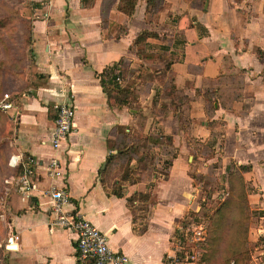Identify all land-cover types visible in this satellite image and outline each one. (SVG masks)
Wrapping results in <instances>:
<instances>
[{"label":"crops","instance_id":"0c3cea01","mask_svg":"<svg viewBox=\"0 0 264 264\" xmlns=\"http://www.w3.org/2000/svg\"><path fill=\"white\" fill-rule=\"evenodd\" d=\"M120 2L28 0L35 83L4 113L11 117L14 174L4 182L0 264H87L75 235L55 223L52 189L69 193L68 210L81 211L125 264H163L180 241L191 250L183 234L200 228L190 222L202 210L191 174L214 173L217 163L227 172L232 162L251 167L244 179L256 222L253 264H264V0H139L131 17ZM145 31L151 36L133 52ZM122 59L125 82H137L138 108L112 107L101 86L99 76ZM141 69L150 74L133 78ZM169 85L185 98L183 109L165 95ZM68 101L74 131L56 148L55 107ZM120 127L134 138L172 139L155 174L123 182L115 145ZM26 172L23 189L15 182ZM122 182L119 197L112 191ZM148 192L153 205L135 221L128 200ZM9 238L18 240L11 246ZM206 242L196 248L202 258Z\"/></svg>","mask_w":264,"mask_h":264},{"label":"trees","instance_id":"16d2710c","mask_svg":"<svg viewBox=\"0 0 264 264\" xmlns=\"http://www.w3.org/2000/svg\"><path fill=\"white\" fill-rule=\"evenodd\" d=\"M14 1V0H13ZM139 0H121L119 4V10L121 12H124L127 16L131 17L134 14L135 7L137 5ZM153 1V0H151ZM157 2H161L162 0H156ZM22 3L25 2V0L21 1ZM157 4V3H156ZM32 16L33 11L30 7L22 6L21 8H15L14 6H7L5 5L3 8L0 9V29L1 31H6V29H13L15 32L20 29L21 33V40H22V46L24 49H28V47H32L33 45V36H32ZM125 29L121 28V32H123ZM151 34L148 32L141 33L138 38L136 39L134 45L131 47V50L134 52L135 48L138 46H141L145 43L148 37H150ZM31 52V50H30ZM126 60L122 59L119 64L114 65L112 67L106 68L103 73L99 76L101 86L104 90V92L107 94L109 99V104L112 107H122L123 105H127L129 102L138 104L137 96L135 95V84L137 82L135 81H129L128 83L125 82L124 78L126 74L129 72V67H127ZM133 78H141L146 77L150 74L148 70L141 69L136 72H132ZM171 82H173L174 75L170 74ZM172 84V83H171ZM1 92V91H0ZM23 94V93H21ZM20 94V95H21ZM165 95L167 97L172 99V105L175 101L179 102L181 105V108L185 105H188L185 101V98L179 95L177 92H175V88L172 85H169L165 90ZM174 106V105H173ZM1 112V111H0ZM4 115L0 113V120H3ZM7 121L9 118H5ZM11 123L5 125L4 127H0V136L2 134H6V128ZM116 140L115 145L117 147V159L118 163L120 164L119 172L121 174V177L123 178V182L125 180H129L130 175H136V177H139L135 182L140 180V176L142 173L147 174L148 176H151L156 173V164L158 160H160L161 157H163V152L165 148H169V145L172 142V139L168 136L164 135H158L157 138L153 137H147V138H134L133 136L127 134L125 132V129L120 127L116 131ZM6 144H3V147L5 148ZM161 149L158 153L155 152V149ZM171 152V151H170ZM1 159L3 158L4 154L2 151H0ZM176 158V154H170L168 158L164 162L165 169H169L172 165V160ZM133 159L137 160L136 166H131V162ZM113 160V157L109 159L111 162ZM251 171V167H245V166H238L234 162L230 164V166L227 168V191H228V197L225 203L222 205V207L217 210L216 215L219 217V222H222L224 219H226V214H229L233 207L236 205H239V200H243L247 210L243 209L242 207H239V210H237L238 215L245 213H249L250 206L248 202V186L244 179V174ZM14 173H12L9 178L6 180H10L12 178ZM212 174L208 175H201L199 173H193L191 176L195 180V183L199 180L200 182H205V179H210ZM3 181V180H2ZM132 181V182H134ZM122 183H116L115 188L112 191L115 195L119 197H123L121 194V186ZM131 182V183H132ZM129 205L131 209L134 210L135 214V221L136 217L144 219L147 213L150 210V207L153 205V200L151 194L148 193H142L132 196L129 200ZM136 203V206H134ZM241 208V209H240ZM204 208H202L203 210ZM198 213H192L191 216L194 217ZM218 220V219H217ZM245 220L247 221L248 218L246 217ZM143 221V220H142ZM222 224L221 228L219 227L218 238L212 240L210 242L211 238L209 237V252L207 254L205 253L203 256V260L206 262V264H214V260L212 255L215 253L218 257L219 250L216 248V244L219 243L222 239L221 231L228 228L229 230L236 229L238 232V236H234L229 239H223L225 242L229 241L232 243V247H229L228 249V255L222 256L221 260L222 263L220 264H250L251 262V251H250V244L248 241V238L245 239L241 238L242 232H247V224L244 222H240L239 218H234L231 222L232 224L228 225L229 223L225 222ZM236 224H233V223ZM228 225V226H227ZM239 225V226H238ZM231 226V227H230ZM226 227V228H225ZM224 228V229H223ZM239 228L241 231H238ZM249 228V227H248ZM218 229V228H217ZM218 231V230H216ZM216 233V232H215ZM207 243L205 245V248L207 249ZM215 243V245H214ZM254 247V246H251ZM213 252V253H212ZM220 260V261H221ZM219 261V262H220Z\"/></svg>","mask_w":264,"mask_h":264},{"label":"rangeland","instance_id":"374dc122","mask_svg":"<svg viewBox=\"0 0 264 264\" xmlns=\"http://www.w3.org/2000/svg\"><path fill=\"white\" fill-rule=\"evenodd\" d=\"M21 1L23 0H0V9L5 5L11 7L14 6L18 9L28 4V0H25L24 3H22ZM30 50V47H28V49H24L22 46L20 29H18L16 32L13 29H6V31H1L0 29V101L6 95L10 96L11 100L13 98L16 99L21 93H27L28 90H30V88L34 85L35 72ZM0 113L3 114L5 118H9L8 121L5 118H3V120H0V127H4L5 125L7 126L8 123L10 124L11 117L9 115H5L2 112ZM4 143L6 144L5 148L3 147ZM11 145H13L12 127H10L9 125L8 128H6V134H2L0 136V151H2V153L4 154L2 159L0 156V236L3 233V222L5 224L7 222V218L5 217L4 212L3 210H1V207L3 206V200L5 199L3 193L5 190L4 182L12 173H14V170L8 165L11 156L13 155V148L11 147ZM201 168L205 169L203 167ZM215 169L216 171L214 173H209L212 174L210 179H205V182H200L199 180L197 181L199 190H202L200 206L204 209L198 210V214L192 217L190 222L204 229L205 239L208 243L207 249L204 246L202 251L206 252L207 254V252H209V243L212 242L213 238L214 240L218 238L217 232H219V227L221 228L224 220H226V223H229V221H232L234 218H239L240 222H244L247 224L248 230L246 232V236L245 232H242L241 238H248L251 251L250 264H253V257H255V245L252 240H254L253 238H255V234L254 232H252L251 227L253 226L252 223L256 222L252 219V213H249V211L248 213L243 212V214L241 213L238 215L237 210H239V207L243 208L244 206L243 209L246 208L243 200H239L240 206L236 205L235 207L230 209L231 211L229 212V214H226L225 216L226 219H224L222 222H219L220 216L216 215L217 210L222 207L227 198H229V195L226 183L227 172H225V170H221V167L219 168L218 163L216 164ZM130 177V181H134L139 178L136 177V175H130ZM246 217L248 218L247 221L245 220ZM230 224L232 223L230 222L228 225ZM233 224L236 223L234 222ZM238 231H241V229L239 228ZM221 235V241L216 244V248L219 250L218 257L215 253L212 255L214 264L222 263L221 257L228 255V249L229 247H232L231 242H225L223 239L227 240L234 236H238V232L236 231V229L229 230L228 228H226L225 230L221 231ZM209 237L211 238V240L209 239ZM204 264H206L205 261Z\"/></svg>","mask_w":264,"mask_h":264},{"label":"built area","instance_id":"2783aa9c","mask_svg":"<svg viewBox=\"0 0 264 264\" xmlns=\"http://www.w3.org/2000/svg\"><path fill=\"white\" fill-rule=\"evenodd\" d=\"M13 109L10 96H4L0 101V111L8 113ZM57 111L56 130L53 144L57 148L59 143L66 140L74 131V107L73 104L63 102L55 107ZM57 160L51 162V168L56 169ZM30 172L21 175L16 184L24 189L28 187ZM58 174V173H57ZM49 196L53 202V212L56 214L55 223L61 228L72 232L77 241L80 259L87 264H125V258L114 254L108 244V237L100 232L79 210H68L72 206L69 193L64 189H52ZM185 242H191L194 246L191 250L180 247L167 256L163 264H204L200 250H197L202 243L206 242L203 228L188 229L183 234ZM18 238H9L8 244L14 245Z\"/></svg>","mask_w":264,"mask_h":264}]
</instances>
